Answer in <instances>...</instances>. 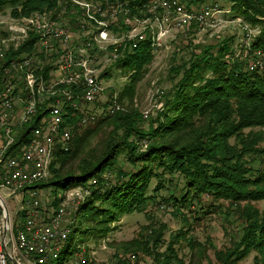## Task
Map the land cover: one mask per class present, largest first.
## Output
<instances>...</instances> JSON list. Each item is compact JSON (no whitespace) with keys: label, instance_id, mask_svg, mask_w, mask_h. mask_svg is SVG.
Masks as SVG:
<instances>
[{"label":"trees","instance_id":"16d2710c","mask_svg":"<svg viewBox=\"0 0 264 264\" xmlns=\"http://www.w3.org/2000/svg\"><path fill=\"white\" fill-rule=\"evenodd\" d=\"M96 1L104 9L121 4L130 18L148 16L142 14L150 0ZM215 2L230 6L231 18H241L258 30L251 49L261 51L264 57V0ZM5 8L17 19L46 12L73 30L83 20L80 8L70 0H0V11ZM113 29L126 32L131 27L119 24ZM232 40L230 37L215 47H197L198 53L194 50L186 61L170 67L171 87L162 94L161 110L147 129L141 127L139 111L132 106L125 109L122 102L129 100L131 105L136 84L153 60L149 41L139 43L135 49L125 43L116 51L109 48L110 53L118 54L114 63L129 79L117 96L121 109L100 115L84 126L80 112L67 119L73 128L70 148L55 153L51 177L39 185L62 194L74 188L90 189L73 218L74 226L59 264L78 247L106 237L113 229L111 225L123 215L146 213L149 203L156 201L149 194L151 182L156 181V193L170 182L167 176L179 177L182 186L171 189L163 201L171 204L184 223L187 218L182 210L191 212L195 205H202V197H207L213 202L208 208L213 209L200 207L199 213H233L241 221L240 235L219 250L209 238L199 241L191 237V229L179 230L165 243L166 227L161 224L157 230L150 229L148 235L120 244L124 252L119 255L120 264H128L129 255L137 260V254L152 257L156 264H210L209 249L218 264H240L250 256L251 264H264V208L253 205L264 201V168L254 167L256 161L264 159V74L249 71L245 60L228 58ZM32 44L33 39H29L19 50L9 53L7 60L30 53ZM106 76L104 72L99 78ZM43 109L40 112L44 114ZM36 119L33 117L22 128L14 149L31 139ZM104 128L107 132L96 141ZM121 155L131 170L117 167ZM73 160L74 166L65 169ZM110 173L116 176L114 183ZM91 181L96 185L89 187ZM214 202L228 205L222 209ZM180 241L190 252L186 263L176 248Z\"/></svg>","mask_w":264,"mask_h":264},{"label":"built area","instance_id":"2783aa9c","mask_svg":"<svg viewBox=\"0 0 264 264\" xmlns=\"http://www.w3.org/2000/svg\"><path fill=\"white\" fill-rule=\"evenodd\" d=\"M70 1L83 16L75 30L51 19L46 12L19 19L11 17L9 35L1 42L0 264H59L73 218L90 189H71L56 202L55 197L44 199L45 188L39 185L51 177L55 153L70 148L73 128L67 119L80 112L84 126L100 115L121 109L115 96L104 102L106 87L99 78L98 66L118 57L109 48L116 51L125 43L135 49L148 40L154 53L162 47L169 29H190L193 25L215 28L223 14H230V6L223 9L217 2L195 9L182 0H150L142 14L147 17L130 18L128 9L121 4L104 9L97 2ZM117 13L121 14V24L130 26L132 22L130 27L140 30L112 33L115 22L110 19ZM232 22L240 27L242 35L231 45L228 58L245 60L249 71L264 74L263 53L251 49L258 30L238 17ZM29 39H33L30 53L7 60L9 53L19 50ZM102 52L105 56L100 63L98 55ZM43 107L44 114L40 112ZM36 116L37 126L31 131V139L14 149L20 131ZM143 117L147 118V113ZM94 185L96 181H91L89 187ZM87 248L91 252V247ZM87 253L80 246L61 264H94ZM127 260L134 264L136 256L129 255Z\"/></svg>","mask_w":264,"mask_h":264},{"label":"rangeland","instance_id":"374dc122","mask_svg":"<svg viewBox=\"0 0 264 264\" xmlns=\"http://www.w3.org/2000/svg\"><path fill=\"white\" fill-rule=\"evenodd\" d=\"M215 1L216 0H182L183 3L188 5V7L195 9L203 5H210L215 3ZM92 2L95 3L97 1L92 0ZM218 3L223 9L227 7H223L221 2ZM11 17L9 9L5 8L3 11H0V47L1 42H4L9 35L7 32V26ZM221 18V22L215 28L202 29L193 25L190 29L173 28L168 30L167 36L164 37L162 47L152 53V62L147 67L145 75L136 84L135 94L131 105L129 100H124L122 102V106L124 108L132 106L139 111L141 116L140 124L143 129H147L149 127L150 123L155 120L157 113L161 110V101L163 102V98L161 96L163 93L165 94L169 91L172 84L168 73L171 66H176L181 64V62L186 61L189 58L190 53L194 50L198 53L197 47H215L230 37L233 39L230 45H234L239 41L242 31L237 24L232 22L233 18H231L230 14H223ZM120 20H122V17L121 14L118 13L110 19V22H115L112 24V33L124 34L122 31L119 32L113 29V26L121 24ZM134 23H136V21ZM131 24L132 22H130V26ZM131 28H133V25ZM135 29L140 30V28ZM135 29L133 28V31H135ZM104 56V52L99 53L98 61L100 63L104 61ZM98 70L99 74L104 72L107 73L105 78H101L103 86L106 87L104 102L107 101V97L111 98L112 96H115L117 98L118 93L128 83V76L125 75L118 64L114 62H109V64L102 65L101 67L98 66ZM144 113H147V118L143 117ZM106 132V128L99 131L96 135V141H98L102 134ZM120 157L121 158L117 167L126 171L131 170V166L125 161V157L123 155ZM260 160L261 161L259 162L256 161L254 167L264 168V159ZM74 164L75 160L67 163L64 167L65 169H69L73 167ZM108 176L111 182L114 183L116 181V176L114 174L110 173ZM166 180L170 181L164 183L166 188L164 187L156 193L154 192L156 181L153 180L151 182L149 194L154 196L156 201L154 203H149L146 213L134 212L123 215L118 223L111 225L113 229L108 235H106V237L96 242L87 244L88 247H91V252H93V254L88 250L87 245H84V248L89 252L87 253L88 257L94 261V264H120L119 255L124 253L121 250L120 244L137 239L141 234L144 236L148 235V231L150 229L157 230L161 224L166 227L164 235L165 243L169 240L170 235L177 234V232L181 229L183 231L191 229L190 236L195 237L199 241H204L206 238H209L216 250L222 249V247L228 244L229 239L232 237L235 239L238 238L242 225L241 221L233 213H230V216L223 215L220 212H211L206 215L199 213L200 209L198 210L197 208L205 207V209H207L208 205L213 203L211 202V199L207 197H202V205H195L191 212H188L186 209L182 210V215L187 218V222L184 223L182 216L177 215L173 211L174 208L171 207V204H167L166 201H163V199H167L169 197L168 192L171 189L182 186L181 182H178L180 179L179 177L173 178L167 176ZM42 192L44 194V199L52 200L53 197L57 199L59 196H62V192L54 193L53 190L49 188H45ZM215 204L220 205L222 209L227 208L228 205L227 202H218ZM253 205L259 209H263L264 201L254 203ZM209 208L211 210H209ZM209 208L208 210L212 211L213 207ZM73 226L74 224L71 225L72 228ZM103 246L105 248H103ZM176 248L178 249L179 257H181L186 263L190 257V252H188L184 242L180 241ZM207 255L209 257L210 264H218L213 258V251L211 249H209ZM251 263L252 256L240 264ZM128 264L130 263L128 262ZM134 264L156 263L152 260V257L137 254V260ZM202 264H206V261Z\"/></svg>","mask_w":264,"mask_h":264}]
</instances>
